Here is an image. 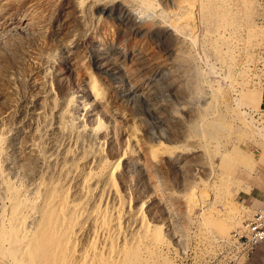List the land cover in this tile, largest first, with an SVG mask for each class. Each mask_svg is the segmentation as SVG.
I'll return each instance as SVG.
<instances>
[{
	"label": "rangeland",
	"instance_id": "obj_1",
	"mask_svg": "<svg viewBox=\"0 0 264 264\" xmlns=\"http://www.w3.org/2000/svg\"><path fill=\"white\" fill-rule=\"evenodd\" d=\"M254 88L264 0H0V264H234Z\"/></svg>",
	"mask_w": 264,
	"mask_h": 264
},
{
	"label": "crops",
	"instance_id": "obj_2",
	"mask_svg": "<svg viewBox=\"0 0 264 264\" xmlns=\"http://www.w3.org/2000/svg\"><path fill=\"white\" fill-rule=\"evenodd\" d=\"M253 111L255 113L264 112V92L261 104ZM249 132L250 151L255 148L258 153L251 154L249 152L248 157L252 167H248V171L242 170L241 173L237 174V188L243 195V206L249 212L247 219L251 218L257 208L264 206V142L255 136L251 130ZM243 264H264V242L245 255Z\"/></svg>",
	"mask_w": 264,
	"mask_h": 264
},
{
	"label": "built area",
	"instance_id": "obj_3",
	"mask_svg": "<svg viewBox=\"0 0 264 264\" xmlns=\"http://www.w3.org/2000/svg\"><path fill=\"white\" fill-rule=\"evenodd\" d=\"M244 118L251 132L264 142V112L255 113L252 110H246ZM251 152L257 154L258 150L254 148ZM263 242L264 206L257 208L251 218L243 221L242 226L226 239L224 244L233 251V262L237 264L238 258L245 257Z\"/></svg>",
	"mask_w": 264,
	"mask_h": 264
},
{
	"label": "bare ground",
	"instance_id": "obj_4",
	"mask_svg": "<svg viewBox=\"0 0 264 264\" xmlns=\"http://www.w3.org/2000/svg\"><path fill=\"white\" fill-rule=\"evenodd\" d=\"M236 87L233 85V88ZM251 95L249 96V102L251 105H255V102H252L253 96L257 99V104H261L263 92L260 89L254 88V90L249 91ZM252 217V216H251ZM238 230V229H237ZM235 230V231H237ZM233 231L230 237L235 232ZM54 225L50 220H46L42 225L39 234L34 239V244L30 251V260L40 258L44 264H58L62 257L61 243L60 239L54 235ZM2 239L5 238V235H1ZM244 257H240L236 262H240Z\"/></svg>",
	"mask_w": 264,
	"mask_h": 264
}]
</instances>
